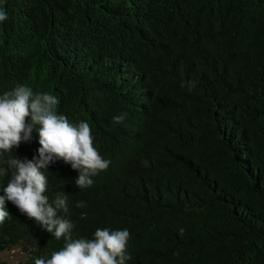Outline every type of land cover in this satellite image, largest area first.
Masks as SVG:
<instances>
[{
  "label": "trees",
  "instance_id": "16d2710c",
  "mask_svg": "<svg viewBox=\"0 0 264 264\" xmlns=\"http://www.w3.org/2000/svg\"><path fill=\"white\" fill-rule=\"evenodd\" d=\"M0 95L51 93L111 163L79 189L58 160L73 238L128 229L126 264H264V0H0ZM126 114L121 123L114 117ZM33 140L0 156L38 158ZM11 178L0 176V196ZM85 207H77L78 202ZM0 251L64 246L6 201ZM185 231L181 235L180 229Z\"/></svg>",
  "mask_w": 264,
  "mask_h": 264
},
{
  "label": "clouds",
  "instance_id": "9594fccd",
  "mask_svg": "<svg viewBox=\"0 0 264 264\" xmlns=\"http://www.w3.org/2000/svg\"><path fill=\"white\" fill-rule=\"evenodd\" d=\"M8 15L0 9V22ZM60 101L51 93H34L27 85L17 84L0 95V156L11 152L21 143L33 140L38 133L39 156L27 158L9 157L0 166V176L11 178L0 196V224L9 217L6 201L12 202L22 214L34 219L56 240L64 239V246L49 256L35 259V264H126L132 259L128 253L130 232L128 229H97L94 237L73 238L75 225L66 215L68 196L57 193L50 202L46 195L48 178L45 169L58 160L78 170L75 181L79 189L90 188L93 177L108 169L110 161L103 158L95 146V137L88 122L73 123L64 114H58ZM126 114L114 117L121 123ZM85 202L77 207H85ZM185 230L180 229L181 235Z\"/></svg>",
  "mask_w": 264,
  "mask_h": 264
},
{
  "label": "rangeland",
  "instance_id": "374dc122",
  "mask_svg": "<svg viewBox=\"0 0 264 264\" xmlns=\"http://www.w3.org/2000/svg\"><path fill=\"white\" fill-rule=\"evenodd\" d=\"M26 251L21 247V245H15L12 248L4 249L0 251V260L12 263L18 260L26 258Z\"/></svg>",
  "mask_w": 264,
  "mask_h": 264
}]
</instances>
